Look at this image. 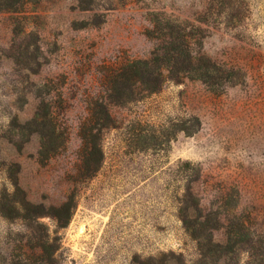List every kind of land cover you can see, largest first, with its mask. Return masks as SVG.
Segmentation results:
<instances>
[{
    "label": "rangeland",
    "instance_id": "1",
    "mask_svg": "<svg viewBox=\"0 0 264 264\" xmlns=\"http://www.w3.org/2000/svg\"><path fill=\"white\" fill-rule=\"evenodd\" d=\"M16 1L0 8V264H264V0ZM175 20L221 70L126 100L111 75ZM102 103L86 174L81 126Z\"/></svg>",
    "mask_w": 264,
    "mask_h": 264
},
{
    "label": "trees",
    "instance_id": "2",
    "mask_svg": "<svg viewBox=\"0 0 264 264\" xmlns=\"http://www.w3.org/2000/svg\"><path fill=\"white\" fill-rule=\"evenodd\" d=\"M16 2V0H0V8H17ZM168 24L169 33L163 38V47H159L153 51L150 57L129 60L121 67L119 72L111 75L115 79H122L120 89L123 90V96H125L126 100L131 97L133 83L137 85L141 93H153L162 89L169 80L181 81L185 78L210 80L215 75V72L221 68L215 62L207 60L204 55L194 50L193 42L197 36V33H194V31L198 30L196 27V30L188 31V25L177 20ZM96 114L100 115L97 119L98 124L92 126L89 124L90 120H87L81 126V137L85 145V160L89 163L90 161L95 162L86 168V174H92L99 168L102 150L97 145L96 140L104 128L113 124L112 114L105 104H101ZM49 117H52V115L50 114ZM16 187L19 189L17 184ZM16 202L20 204V208L28 211L27 216L30 218L38 217L45 212L43 207L31 203L26 198ZM69 205L70 203L66 201L54 207L52 214L61 226H64L69 221ZM11 209L14 211L19 210L15 206V203L14 205L12 204ZM235 241L231 239L225 244L224 242H213L209 239L207 244L215 247L214 249L210 248V250L224 252ZM199 243L202 246V242L199 241ZM36 247L40 253H43L50 260L55 249V243L44 233L43 237L38 240ZM139 264L149 263L140 262Z\"/></svg>",
    "mask_w": 264,
    "mask_h": 264
}]
</instances>
